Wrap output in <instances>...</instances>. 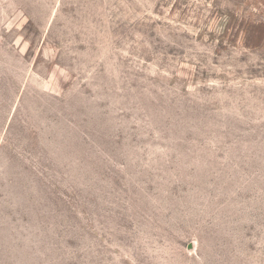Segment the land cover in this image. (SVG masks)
<instances>
[{
	"label": "rangeland",
	"instance_id": "374dc122",
	"mask_svg": "<svg viewBox=\"0 0 264 264\" xmlns=\"http://www.w3.org/2000/svg\"><path fill=\"white\" fill-rule=\"evenodd\" d=\"M0 264H264V0H0Z\"/></svg>",
	"mask_w": 264,
	"mask_h": 264
}]
</instances>
